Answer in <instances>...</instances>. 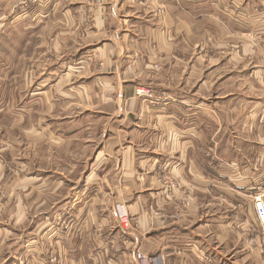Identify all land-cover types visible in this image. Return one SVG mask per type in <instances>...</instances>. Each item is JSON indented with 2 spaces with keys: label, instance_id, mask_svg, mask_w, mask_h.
I'll return each instance as SVG.
<instances>
[{
  "label": "crops",
  "instance_id": "crops-1",
  "mask_svg": "<svg viewBox=\"0 0 264 264\" xmlns=\"http://www.w3.org/2000/svg\"><path fill=\"white\" fill-rule=\"evenodd\" d=\"M159 7L167 10L165 26L156 14ZM92 11L96 25L82 33L93 38L88 46L97 49L105 64L100 90L94 88L99 70L83 74L87 71L81 53L60 50L67 59L52 64L58 71L52 65L44 70L45 81L59 75L60 94L65 91L80 102L75 116L60 122L44 117L35 133L60 150L72 144L81 145L83 152L95 147L92 158L75 153L70 156L73 165L63 169L38 171L27 161L25 179H41L58 198L56 208L50 206L40 221L45 225L58 218L74 227V244L63 233L49 236L60 238L61 252L74 257L76 264H264V235L244 232L257 222L254 199L264 185V0H94ZM80 15L78 4L67 8L61 2L59 9L44 10L38 24L47 28L59 20L60 25L70 22L79 30L73 17ZM32 16L28 28L36 30V15ZM241 37L258 38L261 51L245 45L218 54L209 71L219 77L211 81L208 76L210 82H203V89L185 90L196 69L206 72V58L197 49L200 40L204 47L221 48ZM170 45L177 61L187 60L191 69L180 72L168 65L159 81L133 77L127 64L137 52L152 46L169 60ZM67 62L74 66L64 68ZM138 83L151 87L162 101L149 105L135 100ZM71 85L75 89L68 90ZM85 113L92 117V125L106 118L102 139L82 135L87 130ZM12 161L20 175L24 162ZM167 170L181 182L180 190L157 184L158 175ZM20 180L12 184L13 190ZM72 190L76 195L68 198ZM118 203L139 227L130 229L125 239L113 237L118 249L110 251V237L119 232L114 213ZM95 227L102 228L109 248V253L96 249L97 259L91 237ZM22 237L27 242H22L17 256L27 255L34 262L30 250L37 248L36 235ZM254 238L259 239L258 251L249 246ZM208 256L213 263L203 262Z\"/></svg>",
  "mask_w": 264,
  "mask_h": 264
},
{
  "label": "rangeland",
  "instance_id": "rangeland-1",
  "mask_svg": "<svg viewBox=\"0 0 264 264\" xmlns=\"http://www.w3.org/2000/svg\"><path fill=\"white\" fill-rule=\"evenodd\" d=\"M61 2H63L64 6L67 5V8H75L76 4L80 7L81 15L79 18L73 17L77 24L80 25L79 30H77L78 27L72 26L70 22L65 23L64 21V25L63 23L60 25L59 20L52 21L51 24L47 25V28L38 24L42 20L44 10H49L51 7L53 11L54 9H59ZM93 2L94 0H0V110L4 111L0 114V264H76L74 257L61 252L64 248H60V238L49 236L55 233L59 235L63 233V236L66 235L68 238L69 243L71 241L74 244V227L62 219L58 220V218L52 223L45 225L40 221L43 220L41 219L42 215L50 210V206L56 208L55 202L58 198L53 194L52 190L43 185L41 179L26 180L24 175H27V161L31 163V169L49 171L71 167L73 160H70V156L75 153L83 157L87 154V160L92 158L94 153L95 147L88 152L85 149L83 152V147L75 144H72L68 148L65 146L60 150L58 149V144H51L50 141H47L48 139L45 140V138L35 133V130L40 131L37 124L44 117L46 120L60 122L61 120L72 118V116H75L76 110H78L75 105L80 101H76L75 96L68 95L65 91H62V94H60L58 85L59 75H53L51 80H44V73L50 69L52 64H58L60 60L65 61L67 59V57L62 58L59 55L60 50L66 54L81 53V62H83L82 64L86 67L87 71V73L83 74L86 76L91 75L95 69L99 70L100 80L96 81L95 91H99L102 86L101 76L106 77L105 64L97 49H95L96 47L93 51L90 49L93 47L92 44L88 46L93 38H89L90 35L86 37V32L82 33V30L90 31L96 25V17L92 11ZM147 7L148 10L152 8L150 5ZM33 13L36 15L34 20L38 27L36 30H29V25H33ZM156 14L162 19V25L165 26L168 22L165 7L156 9ZM155 30L157 31V29ZM165 31L158 29L159 33L166 34ZM200 41V47L197 49L199 51L198 54L206 58V72L196 69L195 75H192L195 79L189 86L186 83L184 85L187 91L192 88V91H194V89L196 90L199 87L203 89V82L209 83L210 78L212 79L211 81H215L219 77L220 73H213V77V74L209 71L212 67L211 61L215 60L214 58H218V54H222L225 51L236 52L243 49L242 47L245 45H254L257 51H261L262 49L258 47V38L241 37L234 38L232 41L230 39V42L221 47L222 49L220 47H204V40ZM215 42L219 44L218 40ZM79 43L82 45L81 47ZM171 48L172 53L168 57L172 61L171 63H168L169 60H167L166 54L161 55L151 46L137 52L135 57L128 62L127 67H131L133 77L140 81L146 79L159 81L161 73H163L165 67L168 65H172L175 71L179 70L180 72L193 67V64L187 60L180 59L177 61L174 55L175 47L171 46ZM95 52L98 54H95ZM68 62L63 66L64 68H68L70 65L74 66L72 65L73 62L71 64ZM13 68L14 70H12ZM91 69L93 70L90 73ZM52 70L56 72L58 68L52 65ZM12 71L14 72L12 73ZM202 76H205V79ZM44 84L46 87H44ZM74 87L75 85H71L67 89H75ZM140 89L149 90L150 94L141 95ZM214 90L219 91V89ZM88 96L90 104L92 95L89 94ZM215 96H218V94H213V98ZM82 98L84 99V103H88L83 94ZM133 98L135 100H146L149 105L158 104L162 101L151 87L142 83H138L134 87ZM84 115L86 118V120L84 119V129L87 128V130H84V134L82 135H85V139L92 135L96 136V138L92 137L91 139H102L106 118L103 116L92 125V117H86V113ZM88 134L90 136L86 137ZM165 143L167 144V141ZM67 157L68 160L66 159ZM13 159L15 161L19 159L20 162H24L25 164H20V169H23L19 171L20 175H16L18 168H16L17 163H13ZM4 169L5 173L2 174ZM17 178L21 179V183L13 190L11 186L17 183ZM157 184L169 188L171 191H174L173 188H175V191H178L180 190L179 184L181 182L167 170L158 175ZM157 184H155L156 187ZM258 192L259 195L264 193V185H260ZM62 195L66 194L63 193ZM75 195V190L68 191L67 193L68 198H72ZM49 196H51V205ZM105 199V204L109 205L108 199ZM117 205H120V203L114 205L116 217L115 208ZM254 210L256 212L255 203ZM61 220L65 224L61 223ZM256 221L253 227H249V231L244 228V232L255 235L259 231L261 235H264V228L258 221L257 216ZM138 227V221L134 220L128 229H123V226L117 223L116 228L119 234H113L110 237V247L115 243V238L113 237L118 236L119 239H125L129 235L130 229ZM239 231L241 232L242 230ZM28 233L36 235L34 241L37 248L30 250L33 257H35L34 262L27 255H23L22 257L17 256L18 250H22V242H27H25L22 236H26ZM45 234L48 236H45ZM104 236V231L101 227H95L92 231L91 237L94 242V253L96 255L93 259L100 257L99 254H96V249L97 253H109V248L106 247L107 243L103 239ZM258 240L257 238L252 239L249 245L257 251L260 247ZM17 245L21 248L17 249ZM117 249L118 246H113L110 251ZM203 262L213 263V259L209 256L203 257Z\"/></svg>",
  "mask_w": 264,
  "mask_h": 264
},
{
  "label": "built area",
  "instance_id": "built-area-1",
  "mask_svg": "<svg viewBox=\"0 0 264 264\" xmlns=\"http://www.w3.org/2000/svg\"><path fill=\"white\" fill-rule=\"evenodd\" d=\"M140 94L149 95L150 91L146 89H140ZM173 190H175V188H173ZM254 200L257 219L264 228V193L256 196ZM115 212L118 217V223L123 226V229H128L132 225V219L125 207L117 205V207L115 208Z\"/></svg>",
  "mask_w": 264,
  "mask_h": 264
}]
</instances>
